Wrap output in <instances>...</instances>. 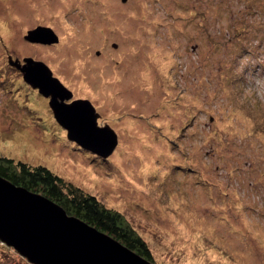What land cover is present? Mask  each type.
<instances>
[{
	"label": "rangeland",
	"instance_id": "obj_1",
	"mask_svg": "<svg viewBox=\"0 0 264 264\" xmlns=\"http://www.w3.org/2000/svg\"><path fill=\"white\" fill-rule=\"evenodd\" d=\"M8 56L89 101L114 152L69 141ZM0 156L119 211L153 264H264V0H0ZM0 264L30 263L0 242Z\"/></svg>",
	"mask_w": 264,
	"mask_h": 264
},
{
	"label": "water",
	"instance_id": "obj_2",
	"mask_svg": "<svg viewBox=\"0 0 264 264\" xmlns=\"http://www.w3.org/2000/svg\"><path fill=\"white\" fill-rule=\"evenodd\" d=\"M24 39L54 44L51 28L37 26ZM98 54V53H97ZM7 63L23 81L48 98V106L66 137L102 159L115 150L118 137L108 125L99 126V114L87 100H71L72 93L42 61L31 57ZM0 242L13 248L30 264H153L117 240L98 231L47 197L16 186L0 176Z\"/></svg>",
	"mask_w": 264,
	"mask_h": 264
},
{
	"label": "trees",
	"instance_id": "obj_3",
	"mask_svg": "<svg viewBox=\"0 0 264 264\" xmlns=\"http://www.w3.org/2000/svg\"><path fill=\"white\" fill-rule=\"evenodd\" d=\"M0 176L16 186L47 197L68 215L79 218L154 263L146 242L119 211L105 207L95 196L65 181L46 166L0 156Z\"/></svg>",
	"mask_w": 264,
	"mask_h": 264
},
{
	"label": "flooded vegetation",
	"instance_id": "obj_4",
	"mask_svg": "<svg viewBox=\"0 0 264 264\" xmlns=\"http://www.w3.org/2000/svg\"><path fill=\"white\" fill-rule=\"evenodd\" d=\"M15 69V68H14ZM18 71V70H17ZM19 72V71H18ZM22 75V74H21ZM33 90H35L36 92H38L36 89H33ZM45 98V97H44ZM46 100H49L48 98H45ZM71 100H73V99H70L69 100V102L71 101Z\"/></svg>",
	"mask_w": 264,
	"mask_h": 264
},
{
	"label": "bare ground",
	"instance_id": "obj_5",
	"mask_svg": "<svg viewBox=\"0 0 264 264\" xmlns=\"http://www.w3.org/2000/svg\"><path fill=\"white\" fill-rule=\"evenodd\" d=\"M96 156V155H95ZM98 157V156H97ZM100 158V157H99ZM100 159H102V158H100Z\"/></svg>",
	"mask_w": 264,
	"mask_h": 264
}]
</instances>
